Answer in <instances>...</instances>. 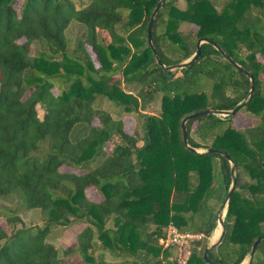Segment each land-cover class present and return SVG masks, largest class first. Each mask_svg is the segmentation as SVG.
<instances>
[{
    "label": "trees",
    "instance_id": "1",
    "mask_svg": "<svg viewBox=\"0 0 264 264\" xmlns=\"http://www.w3.org/2000/svg\"><path fill=\"white\" fill-rule=\"evenodd\" d=\"M157 1L0 0V264H176L158 242L169 222L203 233L187 264H207L209 204L220 190L225 198L231 165L226 232L208 255L239 264L264 234V0H162L151 26L164 66L207 38L252 76L237 111L256 122L236 128L229 114L185 122L190 146L229 159L187 149L181 119L231 109L249 77L205 42L189 66L158 65L146 35ZM184 21L192 27L181 29ZM127 117L138 118L130 130ZM33 209L41 223L26 225L21 213ZM80 223L65 246L47 241L55 227ZM250 264H264V240Z\"/></svg>",
    "mask_w": 264,
    "mask_h": 264
},
{
    "label": "water",
    "instance_id": "2",
    "mask_svg": "<svg viewBox=\"0 0 264 264\" xmlns=\"http://www.w3.org/2000/svg\"><path fill=\"white\" fill-rule=\"evenodd\" d=\"M161 2H162V0H158L156 2L155 6H154V8H153V10H152V12L150 14L148 25H147V31H146L147 45L149 46V48L151 49L152 53L154 54L156 62H157L158 65L162 66L165 69L166 68H168V69H177V68H182V67L189 66L192 62H194L199 57L200 51H201L200 50V45H201V43L205 42V43H210L221 54V56L227 62L232 64L238 70H241L246 76L249 77L250 87H249V91H248L247 96L241 102H239L237 105L232 107L231 109H204V110H198V111H196L194 113L187 114L185 117H183L181 119L182 140H183L184 146L187 149L195 151V152H199V153L215 151V152H218L219 154L223 155L224 158L229 159V156H228V154L225 151L216 150V149H212V148H206L204 150H198L197 148L190 146L188 144V142H187V132H186V127H185V122L188 119H190V118L198 117V116H204V115H207V114H217V115H228V114L229 115H233V114H235L237 109H238V107H239V105L242 102H245L249 98V96H250V94L252 92V89H253L252 76L250 75V73L247 70H245L236 61H234L232 58H230L218 44H216L215 42H213V41H211L210 39H207V38H199V39H197V41H196V49L193 52V54L191 56H189L188 58L184 59L183 61H181L179 63L173 64V65H169V66H164L161 63V61L159 59V56L156 54L154 46L152 44V40H151V26H152L154 17H155V15H156L159 7H160ZM230 173H231V176H232L231 184H230V187H229V189L227 191V194H226L225 198L223 199L222 206L220 208V214L216 217V221L217 222H218V219L220 217V219L222 221V229H221L220 233L218 234V236L213 241H211L210 243L207 242V244H206V246H205V248L203 250V253H202L203 259H204V261L207 264H221L219 262H216L212 258H210L208 253H209L210 249L215 248L216 246H218L221 243V241L223 240V237L225 235V232H226L225 212H226V207H227V204H228V200H229L230 194H231L232 190L235 187L234 165H231ZM261 240H264V234L259 235L252 242V244L250 246V251H249V254H248V257H247V261H246L245 264H250L253 252H254L255 248L257 247L258 243ZM239 264H242V263H239Z\"/></svg>",
    "mask_w": 264,
    "mask_h": 264
},
{
    "label": "rangeland",
    "instance_id": "3",
    "mask_svg": "<svg viewBox=\"0 0 264 264\" xmlns=\"http://www.w3.org/2000/svg\"><path fill=\"white\" fill-rule=\"evenodd\" d=\"M178 5L180 7H182L184 5V1L183 0H178ZM192 25L189 22H182L180 25L181 29H188L191 28ZM99 37L103 38L106 37V41L108 40L107 35L105 33L102 32H98ZM124 89L126 90H130L132 92L135 91L134 85L133 84H124ZM97 106L103 108L104 110L109 111L110 113H113L116 108L114 107V105H112V103L110 101H108L106 98H98L96 103ZM38 112L41 111V108L38 106L37 107ZM147 111L149 113H153V114H158L159 113V93H156L153 100L150 102ZM138 122V118L137 117H127L125 120V127L127 129H131L133 126H135ZM256 122L255 120H252L251 117L246 116V114L243 113L242 110L237 111L235 114L232 115V123L236 128H242L248 124L254 123ZM195 139L199 140L194 134H191ZM198 150H204V148L199 147L197 148ZM86 194L87 196L92 199V200H99L101 198L100 195H98L95 191V189L93 187H90L86 190ZM222 190L218 191L216 193V198L217 199H213L211 200L209 206L211 207L210 212L212 211L213 213L216 214V217L220 214V208L222 206ZM3 207H7V204L4 203L2 200H0V208ZM21 217L24 220V223L26 225L29 224H39L41 223V214L37 209H33L30 211H24L21 213ZM83 225V223L80 224H72V225H68L66 227H55L54 230L52 232H50L46 239L48 242L52 243L54 246H65L66 244H68L69 242L73 241L75 239V234L77 233V231L81 228V226ZM218 228V222L216 221V226L213 229V231L211 232L210 236L207 238V242L210 243L211 241H213L217 236L214 237V234H216ZM169 251V255H173V249H167ZM215 252V250H214ZM247 257L248 255L242 260V264H245L247 261Z\"/></svg>",
    "mask_w": 264,
    "mask_h": 264
},
{
    "label": "built area",
    "instance_id": "4",
    "mask_svg": "<svg viewBox=\"0 0 264 264\" xmlns=\"http://www.w3.org/2000/svg\"><path fill=\"white\" fill-rule=\"evenodd\" d=\"M203 237L200 231L179 230L174 223L169 222L158 242L162 248L174 250L172 258L176 264H187L192 245Z\"/></svg>",
    "mask_w": 264,
    "mask_h": 264
},
{
    "label": "bare ground",
    "instance_id": "5",
    "mask_svg": "<svg viewBox=\"0 0 264 264\" xmlns=\"http://www.w3.org/2000/svg\"><path fill=\"white\" fill-rule=\"evenodd\" d=\"M221 229H222V221H221V219L219 217V219H218V228H217L216 234H214V237L218 236V234L220 233Z\"/></svg>",
    "mask_w": 264,
    "mask_h": 264
}]
</instances>
